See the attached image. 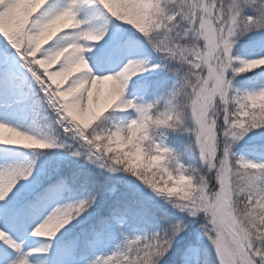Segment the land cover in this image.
Wrapping results in <instances>:
<instances>
[{
    "label": "snow or ice",
    "instance_id": "1",
    "mask_svg": "<svg viewBox=\"0 0 264 264\" xmlns=\"http://www.w3.org/2000/svg\"><path fill=\"white\" fill-rule=\"evenodd\" d=\"M166 5L171 6V11L163 16L162 35H154L151 25L158 15L164 13ZM119 8L127 15L118 18L114 14L116 9L110 11L109 6L101 0H68L63 6L57 5L55 0H0V116L3 117L0 120V145L15 146L17 143L11 137L4 136L7 132L28 141L23 148L41 151L64 148L73 156L84 157L108 172H123L119 160H110L105 155V141L111 138L112 132L108 129L101 131L99 122L102 117L94 127H88L87 120L80 116L83 112L84 117H87V98L94 99L98 92L103 101L105 95L98 86L110 84V81L104 80L92 70L84 77L89 83L86 95L77 94L73 91L72 80L63 82L58 78L62 63L56 71L48 70L52 56L60 47L66 46L61 41L85 43L90 49L87 53L93 52L90 42L98 43L106 35L105 29L97 27L95 22L102 21L107 25L114 18L142 34L151 50L164 63L153 65L148 59H129L137 53L127 46L122 34H117L100 50L95 51L98 63L111 66V74L103 77L116 76L126 66L138 65L144 67L139 75L164 67L173 72L178 81L151 103L137 98L123 99L121 105L138 113L141 121L156 109H166L165 116L172 115L181 120L183 118L177 110V104L183 102L187 115L186 127L188 134L193 137L194 148L200 151L196 140L210 128L216 142L215 163L226 173L232 165L226 143L231 117L222 109L218 114L212 109L219 104L227 105L230 100L235 102L232 93L238 94L239 89L227 83L221 69L231 63L229 53L233 43L239 42V37L264 32V0H248L246 11H241V4L237 0H126ZM83 13H88V16L84 17ZM140 13H143L145 19L139 25V30L125 22L130 16ZM49 27L54 32L61 28H71L72 31L64 32L51 46L42 50L39 38ZM142 51L147 52V48ZM124 60L128 62L121 68ZM245 62L241 60V63ZM228 75L230 77L232 73ZM260 75L264 76V72ZM93 76L101 78L99 84L92 79ZM65 83L66 88L63 87ZM225 89H230L227 95ZM236 98H239L238 95ZM252 99L250 95L249 100ZM202 100L207 101V125L201 114ZM24 107L42 109L44 112L51 110L54 113V122L47 126L44 134L46 140L38 139L36 135L9 124V119L18 117L20 109ZM252 116L254 121L264 119L258 110H254ZM159 126L165 127L164 124ZM256 127L260 126L257 124ZM143 135H147V132ZM143 135L137 139L136 147L143 151L146 144L151 143L152 150L150 154L146 153L147 158L156 156L166 162L173 151L165 143L167 136L161 134L145 140ZM34 170L35 161L0 167V264H32L30 257L40 254H43L45 264H83L82 260L77 259L83 248L105 243L112 234L114 224L123 229L128 217L136 219L140 215L130 204L118 205L109 216L98 219L91 230L83 234V239L80 236L72 237V229H69L63 231L61 239L57 240V236L72 221L82 223L96 215V197L100 193L67 203L74 197L68 182L65 179L53 181V172L48 169H40L33 176ZM123 173L134 176L130 172ZM247 179L259 187L264 183V174ZM21 180L26 183L17 188ZM137 180L148 188L141 179ZM223 183L224 175H221L212 190L221 188ZM135 187L139 191V185ZM220 195H223L222 191ZM136 203L143 205L144 201L138 199ZM252 203H255V198ZM177 211L193 219L203 215V233L211 244L210 253L214 252L216 258L212 264H216V261L224 264L222 241L228 238L229 233L216 202L209 198L195 208L181 207ZM41 220L43 223L30 234L48 237L50 241L41 248L25 252L23 237L33 224ZM52 222H60L58 231L54 234L45 232L42 226ZM258 227L264 230V225ZM187 229L188 224L183 219L169 218L168 228L162 233L125 237L115 253L106 257L97 256L90 264H155L159 257L169 253ZM9 248L16 253L15 259ZM244 259H247L248 264H262L264 249L258 251L254 244L249 246L245 243L236 249V264H242Z\"/></svg>",
    "mask_w": 264,
    "mask_h": 264
},
{
    "label": "clouds",
    "instance_id": "2",
    "mask_svg": "<svg viewBox=\"0 0 264 264\" xmlns=\"http://www.w3.org/2000/svg\"><path fill=\"white\" fill-rule=\"evenodd\" d=\"M103 4L109 6V10L116 9L114 14L118 18L127 15L121 12L119 6L126 3V0H101ZM241 4V11L248 10V0H237ZM171 11V6L166 5L164 13L158 15L151 25L154 35H162L161 25L163 16ZM264 11V10H262ZM143 13L135 14L126 20V23L132 24L139 30V25L144 22ZM57 31L49 27L39 38V43L44 45L56 37ZM243 37V36H241ZM57 38H55L56 40ZM61 44L66 46L60 47V50L52 56L50 66L63 64L58 78L67 82L71 77L73 81V91L77 94L85 93L89 90V83L84 77L92 72L85 54L90 51L85 43L65 42ZM238 42H234L232 50L229 53L231 63L221 69L229 85L235 88V81L238 77L244 76L249 72L264 68V59L245 60L240 54L235 53ZM241 60L246 61L241 63ZM144 71L143 66L132 65L126 66L116 76H105L104 80H109L111 91L107 97L101 100L98 92L95 98H87V117L83 112L80 113L82 119L87 120V126L91 127L101 117H104L110 110L119 108L121 111H127L125 106L121 105L127 88L134 77ZM232 75L229 77L228 73ZM77 73H79L77 75ZM92 79L98 84L101 78L93 76ZM239 89V88H237ZM230 89H225V95ZM238 95V99L236 98ZM253 99L250 101L249 96ZM229 104H219L212 111L218 114L222 109L229 113V129L227 132V145L232 157V165L226 173L216 165V142L215 136L209 128L203 136L196 140L200 151L197 152L193 146V139L186 145L184 151L173 150L166 160L160 157L152 156L147 158L146 153H151L152 144L148 143L145 150L136 147L137 139L143 135L145 140L150 137H159L161 134L168 135V132L188 133L187 115L185 113L183 102H178L177 110L181 120L175 119L172 115L165 116L166 109H156L147 114L143 121L137 113L135 118L127 122L120 120L105 125L101 128L108 129L112 132L110 139H106L107 150L105 155L110 160H119L120 168L123 172H130L132 175L141 179L142 182L160 199L170 205L173 209L178 210L181 207L191 209L197 207L202 201L211 198L216 202L220 215L226 224L228 238L223 240L224 264H236V249L247 243L249 246L255 245L257 250L264 249V230L258 225H264V183L259 187L249 183L247 177L264 174V163H255L251 160L240 156L236 152L237 146L251 132L256 129L264 128V119L253 120L252 113L258 110L264 116V85H261L255 91H241L232 93ZM202 117L204 123H208L207 101L202 100ZM98 105H102L97 107ZM164 124L165 127L159 125ZM260 127H256V125ZM135 133V135L133 134ZM193 138V137H192ZM198 153L196 162L185 163V157L189 154ZM111 154V155H109ZM224 175V183L221 188L212 190V182L218 177ZM223 195H220V192ZM255 198V203L252 200ZM207 219V217H205ZM45 232L55 233L60 227V222H52L50 225L42 226ZM203 227V225H201ZM44 233H41L43 235ZM164 256L159 257L155 264H160ZM242 264H248L247 259ZM264 264V260H262Z\"/></svg>",
    "mask_w": 264,
    "mask_h": 264
},
{
    "label": "rangeland",
    "instance_id": "3",
    "mask_svg": "<svg viewBox=\"0 0 264 264\" xmlns=\"http://www.w3.org/2000/svg\"><path fill=\"white\" fill-rule=\"evenodd\" d=\"M67 2L68 0H55V3L60 6L65 5ZM82 15L84 17H87L88 13H83ZM95 23L97 27L105 29L106 35L104 36L103 40L98 43L90 42V45L93 47L94 51L87 53L86 58L88 59L90 68L101 78H103L104 75L111 74V66L109 64L98 63L95 57V51L100 50L102 46L106 45L110 41V39L117 34H122L124 40L127 43V46L137 53L134 56H130L129 59H148L153 65L164 63L161 58L151 50L150 45L146 44V39L135 28H132L130 26L133 29V32L136 31L137 34L142 37L140 38L141 40L129 33L119 23V21H115L114 18L113 22L108 23L107 25H104L102 21H98ZM70 31H72L71 28H61L59 31H57L56 37L42 45V50L45 47L51 46V44L54 43L55 38H58L64 32ZM263 37L264 32H253L243 37H239V42L236 45L235 53L240 54V56L245 60H253L264 57V50H256V48L258 47L256 40H264ZM144 48H147V52L142 51ZM127 62V60H124L123 64H121L120 67L122 68ZM58 67L59 64L51 65L48 70L49 72H54L58 69ZM41 71H43V69H41ZM262 72H264V68L254 70L244 76L238 77L235 81L236 87L241 91L257 90L261 85H264V76L260 75V73ZM78 74L79 73H77V75ZM74 78V76L71 77L68 82H71V80ZM177 82V77L173 72L167 70V68L160 67L155 71L145 72L142 75L134 77V79L129 84L123 99L136 100L137 98H139L142 101L151 103L155 99H158L161 95H164L168 90L176 85ZM36 87L38 88V86ZM63 87L66 88L67 83H65ZM98 88H101L104 92L105 97H107V95L111 91V84L101 85L98 86ZM40 95L42 96L43 94L41 93ZM110 111V113L108 112L105 115L110 114L109 117L111 119V123L118 122L120 120H124L125 122H127L129 119L135 118V116L137 115L134 110L121 111L119 108H116ZM54 119L55 115L51 110L44 112L42 109L33 110L31 107H24L20 109L18 117L10 118L8 122L11 126H15L21 131H25L28 134H34L38 139L46 140L44 134L47 131V126L53 123ZM0 120H3L2 116H0ZM97 122L98 121L92 123L91 127H94L95 123ZM4 136L11 137V139L17 141V143L15 144V146L0 145V167H5L8 165L27 164L31 161H35L36 170H34L33 176H36L37 172L40 169H48L49 171L53 172V181L59 180V178H65V176L62 177L63 169H71L72 172L77 171L78 173L83 172L84 170H89L94 175L100 173L104 177V179H109L114 183L120 184L124 188L122 190L124 191L123 193L126 195L128 193H133L134 195L141 198L145 197L146 200L150 202L151 206L157 207L158 209L170 211L186 218L187 220L190 219L195 222H200L201 224L205 223L203 215H201L197 219H193L186 214L179 213L177 210L173 209L170 205L165 203L162 199L155 196V194L150 189L146 188L139 180L129 174L123 172H108L106 169L96 166L84 157L73 156L71 152L67 151L64 148H52L47 151L26 149L22 146L28 143V141L23 140L20 137L18 139L15 136H11V134L7 132L4 133ZM192 139L193 138L188 133L169 131L165 143L169 148L173 150L184 151L186 147H184V145H188ZM65 142L67 143L68 141ZM236 152L238 155L243 156L251 160L252 162L264 163V128L256 129L247 137H245V139L241 141L237 146ZM192 155L198 156V153ZM185 163H190V160L186 159V157ZM25 183L26 181L21 180L16 187L19 188L22 184ZM136 185H139V191L135 187ZM211 186L215 187L214 180ZM72 191L74 193V197L73 199L66 201L67 203H73L75 202V200L87 199L90 195H95L96 193H98V191H78L74 187ZM111 191L112 189L104 192H99L100 194L96 197V215L92 219L83 220V218H81L83 220L82 223L72 221V223H70L65 230H62V233L58 235L56 239H61L63 231H67L69 229H72L71 234L78 231L75 237L80 236L83 239V234L89 232L92 228V225L94 224L91 221L103 217V213H106V215L111 214V209H116V207L109 206L110 202L117 198L115 195L113 196L114 193H111ZM118 196L121 197L125 195L122 194ZM108 209L110 211H107ZM41 223H43L42 220L38 221L36 224H33L28 233L24 235L23 243L25 252L41 248L44 244L50 241V238L48 237H35L30 234L35 230L36 227L40 226ZM74 225L75 227H73ZM196 231L197 230H194V233L191 234L192 239L194 240L189 242L188 245H185L181 251L177 252L175 254V257L166 255L160 261V264H200V247L197 243L205 239V235L202 230H198L202 232H198L195 234ZM156 232H160V230L157 229L153 231V234ZM186 233L187 230L185 234ZM151 234V231L146 228H132L126 219L123 229L118 228L114 224L112 227V234L105 243L96 244L88 248H83L82 252L80 251L79 255L77 256V259L82 260L83 264H90V262L97 256L106 257L115 253L117 251L118 245H121L124 242L125 237L132 238L134 236H151ZM208 243V252H210L211 244L209 241ZM8 250L9 252H12L13 258L15 259L16 253L10 248ZM48 255H52V253H49ZM210 256L214 258V260H216L214 252H211ZM30 259L32 261V264H45L43 254L32 256L30 257ZM216 262L218 263V261Z\"/></svg>",
    "mask_w": 264,
    "mask_h": 264
},
{
    "label": "trees",
    "instance_id": "4",
    "mask_svg": "<svg viewBox=\"0 0 264 264\" xmlns=\"http://www.w3.org/2000/svg\"><path fill=\"white\" fill-rule=\"evenodd\" d=\"M122 23V22H120ZM123 24V23H122ZM125 27H129L127 24H123ZM133 34L136 35V33L133 32ZM140 38V35H137ZM264 38V37H263ZM257 43V48L256 50H264V40L261 39H257L256 40ZM111 111H109L110 113ZM110 114L105 115L102 118V121L100 122V127H104L105 125H111V119L109 117ZM186 145H184L185 147ZM186 159L190 160L191 162H196L198 160V156H193L192 154H189L186 156ZM72 172L71 169H63V175L70 174ZM127 174V173H126ZM134 177V176H133ZM136 178V177H135ZM137 179V178H136ZM72 180H75L76 184L78 186H81L83 188H87V189H91L92 191H107L109 189H112L111 193L113 192V196L115 195L117 198H115L114 200H112L109 204L110 207H116L118 205H123V204H130L131 207L133 208L134 211L138 212L140 215L139 217H137L136 219H133L132 217H128L130 223L132 225H137V226H146L150 229H153L155 227H157L160 232L162 233L164 230H166L168 228V219H183V221L185 223L188 224V229H187V233L182 234V237L178 238L177 241L173 244L172 246V251L167 254V256L170 257H175V254L179 251H181L183 249V247L185 245H188L189 242H191L192 240V236L191 234L194 233V230H197L195 232H202L203 229L201 227V223L200 222H195L192 220H187L184 217H181L180 215H177L175 213H172L170 211H166V210H162V209H158L157 207L151 206L150 202L148 200H146L145 197H139L134 195L133 193H128L127 195L124 194L122 191L124 188L117 183L112 182L109 179H104V177L99 173V175H93L90 172L87 171H83V172H76V174L74 175V177H72ZM125 195V196H121L119 197L118 195ZM127 196V197H126ZM127 198V199H126ZM138 199H142L144 201V204L141 205L139 203H136V201ZM108 206V207H109ZM107 208V206H106ZM105 208V211H106ZM115 209H113L112 211H114ZM107 211H110L109 209ZM105 213H103L104 215ZM198 230H202V231H198ZM200 246H201V256H202V264H212V261H214V258H212L210 256V252H208L209 248V243H208V238L207 236H205V239H203L200 242ZM176 264V263H175ZM216 264H218L216 262Z\"/></svg>",
    "mask_w": 264,
    "mask_h": 264
},
{
    "label": "bare ground",
    "instance_id": "5",
    "mask_svg": "<svg viewBox=\"0 0 264 264\" xmlns=\"http://www.w3.org/2000/svg\"><path fill=\"white\" fill-rule=\"evenodd\" d=\"M25 129V128H24ZM16 138H18L19 139V137H16Z\"/></svg>",
    "mask_w": 264,
    "mask_h": 264
}]
</instances>
